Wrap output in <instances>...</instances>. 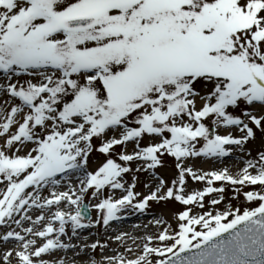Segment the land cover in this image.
Wrapping results in <instances>:
<instances>
[{
  "label": "snow or ice",
  "instance_id": "1",
  "mask_svg": "<svg viewBox=\"0 0 264 264\" xmlns=\"http://www.w3.org/2000/svg\"><path fill=\"white\" fill-rule=\"evenodd\" d=\"M0 185V264H264V0H0Z\"/></svg>",
  "mask_w": 264,
  "mask_h": 264
},
{
  "label": "rangeland",
  "instance_id": "2",
  "mask_svg": "<svg viewBox=\"0 0 264 264\" xmlns=\"http://www.w3.org/2000/svg\"><path fill=\"white\" fill-rule=\"evenodd\" d=\"M259 146V142H257L256 145H252V147H258ZM117 151H119V149H117ZM255 154V153H253ZM102 159V156H100V154L98 153H93L92 157H91V167L95 168V166L97 165V163H99V161ZM202 159V158H201ZM207 159V158H206ZM226 159V158H225ZM224 159V160H225ZM228 159V158H227ZM209 160V159H207ZM213 161V160H211ZM231 165L226 164L225 167L230 168V170L235 173L237 171H239L242 167H243V162L235 159V158H231ZM221 162V161H220ZM171 164V162H169V165ZM221 164H224V161H222ZM221 164L219 165L218 163H213L211 162V164H209L211 170L214 169H220L221 168ZM200 167V166H199ZM205 169V168H203ZM163 175L165 176L166 179H171L174 177L175 175V171L173 168H171V166H169L168 168H166L163 172ZM216 186H219V182H217ZM204 187V184L202 182H198V181H193L191 180V178L188 179L187 181V185H186V189L189 193H191V190H202ZM190 188V189H189ZM138 192H141L144 195H147V190L142 186V185H138L137 189ZM190 190V191H189ZM247 190V189H246ZM116 196L120 195L119 190H117L115 192ZM214 195V194H213ZM228 196H231V191L229 190L228 192ZM210 197H206L205 198V208L204 209H199V208H194L193 211L195 213H200L202 211H209V210H213L211 208V206L209 205L208 201H209ZM241 200H243V197H241ZM90 203H94V201H90ZM231 203L239 206V202L232 200ZM224 209V204L222 203L221 205L217 206L216 210H223ZM185 210V206L179 204L178 202L175 201H168V202H156V201H151L149 208L147 209V211L145 213H140V212H132L131 210L127 213H129L127 222H131V225H133L134 223L138 222L140 218H152L154 219V214L156 216H158L161 219H166L171 225L172 227L177 225V221L175 219V214ZM127 213H125L124 215H126ZM37 213H33V215H36ZM90 215L93 217V219L96 218L97 216V212L95 209H90ZM125 227V226H124ZM89 231V230H88ZM97 231V232H96ZM158 231H160V228L158 226H149V228L143 230L141 233H145L146 235H150V234H155ZM95 233H97V235H95ZM90 235H88V243H92L95 242L96 240H100L101 242H104L107 240L108 237H111L112 233H108L107 229H105L104 227H97V228H93V232L92 233H88ZM136 235L139 236V233H136ZM96 236L95 240L92 239V237ZM109 243L111 245H113L115 248L118 247V244H115L114 242L109 241ZM127 243L129 245H131L132 240L128 239ZM12 246L11 244L5 245L4 247L7 248V246ZM117 245V246H116ZM120 251H123V249L121 248ZM100 258L99 256H97V259Z\"/></svg>",
  "mask_w": 264,
  "mask_h": 264
},
{
  "label": "bare ground",
  "instance_id": "3",
  "mask_svg": "<svg viewBox=\"0 0 264 264\" xmlns=\"http://www.w3.org/2000/svg\"><path fill=\"white\" fill-rule=\"evenodd\" d=\"M229 160H231V159L230 158H228V159L226 158L225 160H223L224 161V164H221L222 162H220V161H211V160H207L206 158H202V159H197L195 161H192L191 163L197 169H203V168H205L203 170L209 171V170H211V169H208V168H210L209 164H211V162L218 163L219 165L221 164V168H223L228 163H229V165L233 164ZM2 187H3V185H0V188H2ZM192 191L193 190H191L190 192H192ZM128 214L129 213H127L125 215L126 218L123 219L121 222H115V223H113L111 225V227H109L107 229L108 233H112L111 234V237H114V235L117 232H119V231L129 233L131 236L141 237V236L146 235L145 233H141L143 230L149 228V226H151V225L155 226L154 219H152V218H140L138 222H136L133 225H131V222H129V221L127 222V219H128V216L127 215ZM176 226L177 225L173 226V228H175ZM3 231H5V229H3L2 227H0V232H3ZM89 232L92 233L93 232V229H90L89 231L87 230V231L83 232L82 235L85 236V237H88V235H90V234H88ZM136 233H139V236L136 235ZM95 235H97V233H95ZM95 238H96V236L92 237L93 240H95ZM75 242L79 243L80 241H75ZM111 242H114L115 244H117L114 240L111 241ZM130 246L135 247V245H133L132 243H131ZM7 247H11V246L9 245ZM111 247L112 248H115L113 245H111ZM4 248H5L4 247V243L2 241H0V250H3ZM107 254L108 255H112L113 253L111 251H109Z\"/></svg>",
  "mask_w": 264,
  "mask_h": 264
}]
</instances>
